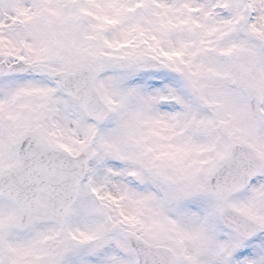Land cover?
I'll return each instance as SVG.
<instances>
[{
  "label": "snow or ice",
  "instance_id": "6c2138e0",
  "mask_svg": "<svg viewBox=\"0 0 264 264\" xmlns=\"http://www.w3.org/2000/svg\"><path fill=\"white\" fill-rule=\"evenodd\" d=\"M0 264H264V0H0Z\"/></svg>",
  "mask_w": 264,
  "mask_h": 264
}]
</instances>
